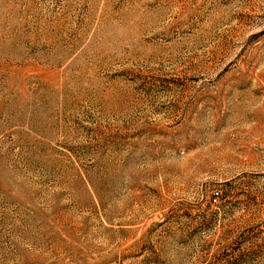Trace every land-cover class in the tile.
Instances as JSON below:
<instances>
[{"label": "rangeland", "instance_id": "rangeland-1", "mask_svg": "<svg viewBox=\"0 0 264 264\" xmlns=\"http://www.w3.org/2000/svg\"><path fill=\"white\" fill-rule=\"evenodd\" d=\"M0 264H264V0H0Z\"/></svg>", "mask_w": 264, "mask_h": 264}]
</instances>
